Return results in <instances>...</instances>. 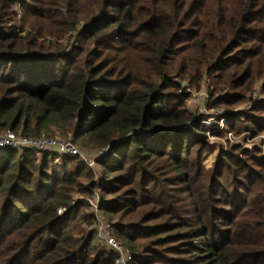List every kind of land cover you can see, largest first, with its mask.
<instances>
[{
	"label": "trees",
	"instance_id": "16d2710c",
	"mask_svg": "<svg viewBox=\"0 0 264 264\" xmlns=\"http://www.w3.org/2000/svg\"><path fill=\"white\" fill-rule=\"evenodd\" d=\"M259 80L264 0H0V134L109 148H0V264H115L97 193L131 264H264V154L187 103L206 86L226 131L264 134V98L237 109Z\"/></svg>",
	"mask_w": 264,
	"mask_h": 264
},
{
	"label": "built area",
	"instance_id": "2783aa9c",
	"mask_svg": "<svg viewBox=\"0 0 264 264\" xmlns=\"http://www.w3.org/2000/svg\"><path fill=\"white\" fill-rule=\"evenodd\" d=\"M191 95H193L194 101L200 102L207 98V92L205 90L195 91V89H190ZM252 104V103H250ZM220 112L219 121H224L226 124V117L223 116V112ZM223 116V117H222ZM207 123V121H205ZM215 123V122H214ZM212 126V124L207 123ZM226 127V125H225ZM216 128V127H215ZM217 131H226L225 128L222 130L217 125ZM228 140L230 142H234L233 138L234 134L232 131H227ZM255 145V144H254ZM253 145V146H254ZM3 147H13V148H29L36 150H55L59 153L63 154H73L80 155L81 158L89 164V166L94 167L97 165L99 159L103 158L107 152L108 147L100 148L98 150H87L81 148L77 143H75L72 139L59 138V137H35V136H25L20 135L13 130H8L5 133L0 134V148ZM252 147V146H249ZM90 205L92 209V213L95 216V221L91 225L97 232V236L99 241L113 250L115 253V264H131L134 260V254L132 250L125 246L119 239L116 237L114 226L111 221L106 219L102 212L100 211V196L97 195L93 199H90ZM63 209L60 208L59 212Z\"/></svg>",
	"mask_w": 264,
	"mask_h": 264
},
{
	"label": "rangeland",
	"instance_id": "374dc122",
	"mask_svg": "<svg viewBox=\"0 0 264 264\" xmlns=\"http://www.w3.org/2000/svg\"><path fill=\"white\" fill-rule=\"evenodd\" d=\"M261 83H262L261 80H259L255 84L254 89L249 94L251 98L248 99L245 103L239 105L237 107V109H243V108H246L248 106L251 107V106H253L254 101H256L259 98H264V92L261 91ZM189 88L190 89L193 88V89H195V91L205 90L207 92V98L204 99L203 101H200V102L194 101L193 95H191V93H190V96H189L187 103H188L189 108L194 110L198 117H200V116L202 117L201 123L208 127L206 137L211 143H217L219 146H221L224 150H226L228 152H230L229 147L231 145H238V146L242 147L244 150L245 149L252 150L253 148H255L257 146L261 149L262 153L264 154V134L253 135L249 131H243L241 133H235L234 131H232L235 138H233L234 142H230V140L227 139L228 138L227 137L228 135L226 134L227 131H223L224 136L220 135V132L217 131V129H218L217 125L222 130L225 128V125H226L224 121L223 122L219 121V119H220V115H219L220 112L219 111L223 112V116H225L228 113V111L222 107L212 106V105L208 104V102H209V91H208L206 86L201 87L199 89L190 86V87H188V91L190 92ZM250 103H252V104H250ZM205 121H207V123H210V124L213 123V125L210 126L207 123H205ZM59 138H62V137H59ZM249 146H252V147H249ZM240 156H241L240 154H237V157H240ZM218 157H219V150L218 149L214 150L211 153H208L207 158L205 160L206 165L211 166L214 163V161H216L218 159ZM93 168L96 169L97 165H95ZM97 195H99V194L98 193L95 194L94 197H96ZM75 198L79 199V198H81V195L76 194ZM93 198H91V199H93ZM90 212H92L91 207H90ZM103 216L106 219H108L104 214H103Z\"/></svg>",
	"mask_w": 264,
	"mask_h": 264
}]
</instances>
